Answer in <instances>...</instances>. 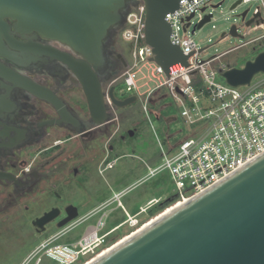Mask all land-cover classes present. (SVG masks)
Listing matches in <instances>:
<instances>
[{"label":"water","instance_id":"95a60500","mask_svg":"<svg viewBox=\"0 0 264 264\" xmlns=\"http://www.w3.org/2000/svg\"><path fill=\"white\" fill-rule=\"evenodd\" d=\"M129 1L132 0H0V55L12 58L4 46L5 40L12 48L29 47L65 64L81 86L91 122L101 126L107 122V104L96 70L106 64L103 41L111 26L122 24ZM139 1L145 6V43L152 49L153 61L166 75L187 66L188 56L171 43V28L164 19L167 13L180 8V0ZM240 3L236 1L231 9ZM220 5L221 2L213 5V9ZM247 12L241 14L242 21ZM211 16L206 15L197 29L210 22ZM7 19L14 22V32ZM252 23L253 18L245 25ZM16 32H33L60 42L81 59L54 48L22 44L14 38ZM229 35L243 37L235 25ZM1 69L11 78L12 74ZM258 74H264V51L241 68L219 70L220 78L231 87L249 85ZM12 77L16 85L48 102L61 117L75 123L62 101L49 90L26 78ZM107 95L119 109L137 101L136 95L116 98L113 86ZM129 135L133 136L134 131H129ZM1 179L11 180V176L0 173ZM66 214L58 228L78 218L74 206H69ZM58 216V210H51L32 225L43 230ZM93 264H264V155Z\"/></svg>","mask_w":264,"mask_h":264},{"label":"built area","instance_id":"2783aa9c","mask_svg":"<svg viewBox=\"0 0 264 264\" xmlns=\"http://www.w3.org/2000/svg\"><path fill=\"white\" fill-rule=\"evenodd\" d=\"M214 1L180 0V8L165 15L164 19L171 28V43L188 56L187 66L176 68L168 75L153 61L152 49L145 43V6L142 1L130 3L121 24L122 39L131 43L129 65L121 76L124 84L121 92H134L137 99L142 98L145 101L143 111L149 118L151 114L156 115L148 106L151 95L165 88L175 105L180 106V116L185 125L192 126L190 135L178 142L174 154L163 153L159 167H148V177L168 171L177 190L172 203L198 197L264 155V79L254 83L252 79L249 85L231 87L222 78V81L216 79L220 69L226 70L230 66L223 65L215 70L212 65L215 60L244 44L201 60L200 53L206 48L199 49L193 39L197 25L211 14L209 9H213ZM240 1V4L259 1L264 9V0ZM252 18L257 26L247 27V33L257 28L264 30L259 7L254 10ZM255 41H264V33L247 43ZM109 87L105 90V99L112 106L107 95ZM125 193L114 194V199L106 202L103 210L115 201L122 206L120 199ZM160 202V199H151L131 216L124 211L127 217L124 223L130 228L139 226L137 216L147 215ZM107 214H103L94 227L78 240L69 244H42L37 253L45 252L47 258L56 264H72L80 256L95 253L106 244L110 233H103ZM87 218L69 224L61 234L68 233Z\"/></svg>","mask_w":264,"mask_h":264},{"label":"flooded vegetation","instance_id":"af4514ba","mask_svg":"<svg viewBox=\"0 0 264 264\" xmlns=\"http://www.w3.org/2000/svg\"><path fill=\"white\" fill-rule=\"evenodd\" d=\"M6 22L13 31L14 22L9 19ZM120 35L121 25L110 27L103 41L106 64L96 70L102 91L105 93L109 85L113 86L114 96L118 99L123 94L121 76L129 65V60L118 51ZM13 36L22 44L54 48L81 59L66 45L36 33L16 32ZM3 43L12 58L0 55V67L12 76L26 78L49 90L62 101L75 121L73 123L61 117L48 102L16 85L12 80L14 77L11 76V79L0 68V173L11 176V180H0V214L17 211L21 219L26 215L34 216L27 219L34 231L33 238L43 237V241L33 248L30 256L33 251L37 253L42 244L52 245L66 234L61 232L69 224L63 228H58V224L67 217L69 206L78 210V218L73 222L82 218L79 217L81 211L91 207L90 193L87 192L84 201L77 204L72 201L70 191L74 184L84 189L89 181L86 176L89 152L99 154L94 161L101 167L100 174L112 169L117 160H110L115 153V144L125 142L129 130L120 128V109L109 106L107 102V122L101 126L91 122L81 86L65 64L45 54L35 53L29 47L15 49L5 40ZM109 201L92 207L83 217L91 216L92 212L98 213ZM51 210H58L59 216L46 224L43 230L36 229L32 222ZM19 226L22 224L7 229L13 231ZM95 255L96 252L80 256L72 264Z\"/></svg>","mask_w":264,"mask_h":264},{"label":"rangeland","instance_id":"374dc122","mask_svg":"<svg viewBox=\"0 0 264 264\" xmlns=\"http://www.w3.org/2000/svg\"><path fill=\"white\" fill-rule=\"evenodd\" d=\"M236 1L238 0H215L213 5L219 2L221 5L212 10L209 9V13L212 14L211 21L197 29L193 36L199 49L206 48L200 53L201 60H208L244 44L215 60L212 63L215 70H219L223 65L241 68L247 61L254 59L258 53L264 51V41L247 43L262 35L264 30L257 28L247 33L248 30L245 25L246 21L252 18L257 7L260 8L264 20L262 5L259 1H251L231 9ZM246 10L249 11L244 22H242L240 16ZM233 25L237 27L238 34L242 35V38L229 35V30ZM256 26L257 24L254 22L250 28ZM222 34L226 37L221 40ZM120 38L121 43L118 45V51L122 52L123 56L130 61L131 43L124 41L121 35ZM216 79L222 81L219 76ZM262 79H264V74H258L252 82ZM120 89H124L123 82ZM130 95H134V92L120 96ZM143 102L145 103L142 98H138L135 103L118 110L121 119L120 128L123 131H134V135L130 136L128 132L125 142L115 144V153L110 158V160L117 158L114 167L100 174L98 171L101 167L94 161L97 156L99 157V154L96 151H90L86 166V176L89 181L85 184L84 189L74 184L70 190L72 201L77 204L84 201L87 192L92 195L91 207L80 212L79 217H82L81 219L92 207L107 200L111 202L116 193L126 192L120 199L122 206L117 205L115 201L105 210L102 208L96 214H92V212L89 214L91 216H88L82 223L53 242V245H59L78 240L86 231L94 227L103 214L108 213L103 229V233L110 232L106 239L107 246L98 248L94 257L90 259H88L89 256L81 258L75 264H92L96 259L117 248L123 242L149 227L154 221L177 209L181 204V202L169 203L161 210L157 209L160 203L153 206L147 215L137 216L139 226L135 228H130L128 224L124 223L127 219L124 211L131 216L153 198L163 202L176 195L177 190L168 171H162L154 177H148V167L151 169L159 167L162 164L163 153L174 154L177 143L189 136L192 128V126L185 125L180 116V106L175 105L173 98L165 88L152 94L148 104L149 109L153 110L156 115L159 113L160 117L151 114L148 118L143 111ZM170 119L172 120L169 121ZM105 147H107L106 141ZM30 217L34 216L26 215L21 219V215H18L17 211H7L0 214V264H56V261L47 258L43 251L35 254L33 251L29 256L33 248L43 241V237L33 238L34 231L29 220H27ZM121 223L123 224L121 225ZM19 224H22L19 229L8 231L7 228L12 229V226L14 228Z\"/></svg>","mask_w":264,"mask_h":264},{"label":"bare ground","instance_id":"6f19581e","mask_svg":"<svg viewBox=\"0 0 264 264\" xmlns=\"http://www.w3.org/2000/svg\"><path fill=\"white\" fill-rule=\"evenodd\" d=\"M254 77H255V76H254ZM254 77H253V78H254ZM211 189H212V188H211ZM208 191H209V190H208ZM194 199H195V198L185 199L183 202H181L180 206H179L177 209H175V210L172 211L171 213H168L167 215L169 216V215L173 214V213H174L175 211H177L179 208L183 207L184 205H187L188 203H190V202L193 201ZM167 215H165V216H163V217H166ZM163 217H161L160 219H162ZM158 220H159V219H158ZM158 220H156V221H158ZM156 221H154L153 223H155ZM153 223H152V224H153ZM152 224H151V225H152ZM145 229H146V228H145ZM137 234H138V233H137ZM133 237H134V236H133ZM131 238H132V237H131ZM131 238H130V239H131ZM127 241H128V240H127ZM125 242H126V241H125ZM125 242H123V243H125ZM123 243H122V244H123ZM122 244H121V245H122ZM118 247H119V246H118ZM118 247H117V248H118ZM115 249H116V248H114L113 250H111L110 252H108L107 254H105L103 257L107 256L109 253H111V252L114 251ZM103 257L96 259L95 262H93V263H96L97 261H99V260L102 259ZM93 263H92V264H93Z\"/></svg>","mask_w":264,"mask_h":264},{"label":"trees","instance_id":"16d2710c","mask_svg":"<svg viewBox=\"0 0 264 264\" xmlns=\"http://www.w3.org/2000/svg\"><path fill=\"white\" fill-rule=\"evenodd\" d=\"M130 3H133V1L127 3V8L130 6ZM127 8H126V9H127ZM126 9H125V10H126ZM125 10H124L123 12H125ZM168 199H170L169 202L166 201V200L163 201V202H160L159 207H158L157 209H160V210H161L164 206L168 205L169 203L174 202V200H175L174 197H171V198H168ZM149 212H150V211H149Z\"/></svg>","mask_w":264,"mask_h":264},{"label":"crops","instance_id":"0c3cea01","mask_svg":"<svg viewBox=\"0 0 264 264\" xmlns=\"http://www.w3.org/2000/svg\"><path fill=\"white\" fill-rule=\"evenodd\" d=\"M158 117H160V115H158ZM172 119H170L169 121H171ZM178 144V143H177ZM174 147V146H173ZM148 167V166H147ZM150 168V167H149ZM122 192V191H121ZM154 199V198H153ZM136 214V213H135Z\"/></svg>","mask_w":264,"mask_h":264}]
</instances>
